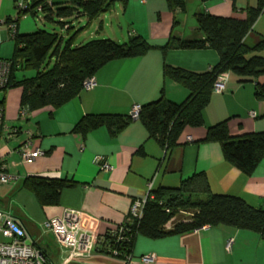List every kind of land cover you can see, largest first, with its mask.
Wrapping results in <instances>:
<instances>
[{
  "label": "crops",
  "instance_id": "obj_1",
  "mask_svg": "<svg viewBox=\"0 0 264 264\" xmlns=\"http://www.w3.org/2000/svg\"><path fill=\"white\" fill-rule=\"evenodd\" d=\"M16 1L0 0V42L5 39L6 21L15 17ZM166 1L129 0L123 10L129 38L141 36L155 47L145 56L110 62L95 75L96 88L83 89L60 108L30 111L21 119L19 111L5 109L0 159L16 180L0 185V209L23 224L51 261L60 256L62 264L67 258V252L55 242L52 247V233L47 228V222L65 210L85 213L86 227L101 237L125 223L134 202L145 198L150 188L152 192L161 187L176 188L197 174L206 175L214 194L238 197L264 210V158L254 174L247 176L226 160L220 143L203 141L209 127L224 121H228L233 137L264 132V100L256 97V83H264V78L242 82L229 73L226 90L213 92L204 112V126L187 128L170 149L150 137L137 119L117 133L107 127L87 134L74 131L87 115L130 116L136 105L154 102L162 94L169 101L183 103L188 90L166 79L164 66L202 73L214 68L220 56L211 48L166 52L161 48L171 37L191 39L200 14L245 19L247 10L259 5V0H186L187 11L173 13ZM20 28L18 23L19 32ZM263 40L264 12L244 44L254 48ZM254 55L264 58V51L250 56ZM29 139L44 155L23 163L15 150ZM104 163L110 165L109 171L102 169ZM28 177L67 180L74 185L62 191L59 205L42 207L34 194L22 187ZM147 255L156 257L149 264H264V238L231 226H207L161 239L140 236L129 262L95 252L89 259L72 264H145L141 257Z\"/></svg>",
  "mask_w": 264,
  "mask_h": 264
},
{
  "label": "trees",
  "instance_id": "obj_2",
  "mask_svg": "<svg viewBox=\"0 0 264 264\" xmlns=\"http://www.w3.org/2000/svg\"><path fill=\"white\" fill-rule=\"evenodd\" d=\"M208 2L211 0H199ZM235 3V0H230ZM129 0H69L55 4L52 0H27L17 17L6 24L15 23L11 88H22L21 109L36 111L42 108L57 109L75 99L83 91L84 83L112 61L145 56L153 47L143 37L132 36L128 43L119 44L110 39L92 40L76 44L77 30L66 40L57 33L40 30L21 34L18 23L22 16L45 14L48 21L58 24L67 32L74 29L71 20L87 17L89 21L110 11L117 3L125 8ZM171 12L187 11L186 0H167ZM264 12V0L257 8H249L245 19L213 15L197 16L198 27L191 39L171 37L161 49L201 50L214 49L220 56L219 63L207 72H192L165 65L166 79L184 86L189 96L183 103L169 101L163 94L158 100L141 106L139 117L149 136L162 146L173 148L187 128L205 124L204 112L208 107L213 86L222 73L239 77L242 82L264 78V58L250 56L264 51V40L254 48L244 44L257 19ZM10 35L11 34V30ZM3 59V58H1ZM53 65L50 67L51 63ZM34 71L31 78H17L18 72ZM256 97L264 100V83H256ZM5 105V98L2 99ZM134 119L124 115H87L75 126L74 131L87 134L101 127L114 133L126 128ZM204 142L221 144L226 160L242 173L251 176L264 158V132L233 137L228 121L207 129ZM73 182L61 179L28 177L22 187L34 194L42 207L57 206L62 191ZM231 226L261 234L264 238V210L249 205L245 200L214 194L205 174H197L183 181L179 187H161L152 192L142 218L121 224V232H106L99 239L96 252L130 261L138 237L161 239L202 229L204 227ZM119 230V229H117Z\"/></svg>",
  "mask_w": 264,
  "mask_h": 264
},
{
  "label": "built area",
  "instance_id": "obj_3",
  "mask_svg": "<svg viewBox=\"0 0 264 264\" xmlns=\"http://www.w3.org/2000/svg\"><path fill=\"white\" fill-rule=\"evenodd\" d=\"M27 0H19L17 8L24 9ZM11 30V36L16 34L15 23L7 24ZM13 63L9 60L0 58V92H6L11 85V74ZM229 79V73L220 74L213 86V91L223 93L226 90V84ZM97 83L93 78L88 79L83 86L84 90H93ZM141 106L136 105L133 108L131 116L134 120L138 119ZM29 113L26 109H21V117L25 118ZM253 116H255L253 114ZM5 105L0 98V140L2 138L3 129L5 128ZM188 138V141H191ZM15 152L19 155L21 162H33L44 155V152L34 145L32 139L25 141L19 146ZM102 169L109 171L110 165L104 163ZM16 180L14 176L7 172V166L0 159V185H7ZM152 198V190L150 188L148 195L134 202L131 208L129 220L140 219L143 216L146 203ZM86 214L76 210H65L58 217H54L47 222V228L54 236L56 243L67 252V258L62 264H72L75 261L86 260L92 257L96 252L99 244V236L85 225ZM121 225V224H120ZM120 225L112 229L114 233H120ZM119 229V230H117ZM0 264H56L46 252L38 247L31 239L28 231L23 224L14 217L10 212L0 209ZM232 240L228 242L227 249L230 250ZM131 260V258H130ZM144 263H153L156 260L154 255L141 257Z\"/></svg>",
  "mask_w": 264,
  "mask_h": 264
},
{
  "label": "rangeland",
  "instance_id": "obj_4",
  "mask_svg": "<svg viewBox=\"0 0 264 264\" xmlns=\"http://www.w3.org/2000/svg\"><path fill=\"white\" fill-rule=\"evenodd\" d=\"M16 1V5L17 2ZM55 4L58 3H66L69 0H52ZM167 2V1H166ZM129 3V2H128ZM169 7V6H168ZM16 14L14 19L17 17V6H16ZM125 7L121 3H117L113 9L110 11L100 15L98 18L92 20L91 22L87 17H81L80 19H73L71 23L73 24L74 29L70 32L65 31L59 24L58 19H55L54 22L48 21L45 17V14L39 13L36 16L26 15L22 16L19 23L21 26V30L19 33L21 34H31L38 32L40 30H45L53 33H57L60 36L64 37L66 40L74 34L77 30L84 28L80 33H78L76 37L75 45H82L92 40H100V39H110L119 44H126L129 42V24L126 20V16L124 14ZM170 10V9H169ZM171 12V10H170ZM137 22L139 23V16L137 17ZM7 25V24H6ZM140 25V24H139ZM7 27V28H6ZM5 27V39L0 42V58L3 59H11L13 57L14 52V40L12 39L9 31V26ZM53 65L51 63L50 67ZM35 75L34 71H25L18 72L17 78L23 79L24 77L31 78ZM21 94L22 88H11L6 92H0V98L6 99L5 109L7 111H19L18 118L21 119ZM5 110V111H6ZM49 239L51 240L52 247L58 245L54 236L49 235ZM0 240H3L2 236H0ZM56 245H55V243ZM67 254V253H66ZM67 256V255H65ZM137 259V258H136ZM54 263H60V256L54 258ZM148 264V263H145Z\"/></svg>",
  "mask_w": 264,
  "mask_h": 264
},
{
  "label": "bare ground",
  "instance_id": "obj_5",
  "mask_svg": "<svg viewBox=\"0 0 264 264\" xmlns=\"http://www.w3.org/2000/svg\"><path fill=\"white\" fill-rule=\"evenodd\" d=\"M8 172V171H7Z\"/></svg>",
  "mask_w": 264,
  "mask_h": 264
}]
</instances>
